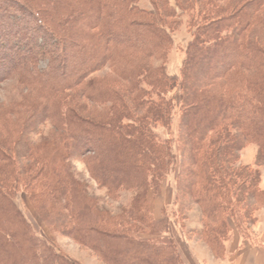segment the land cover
I'll list each match as a JSON object with an SVG mask.
<instances>
[{"label":"trees","instance_id":"obj_1","mask_svg":"<svg viewBox=\"0 0 264 264\" xmlns=\"http://www.w3.org/2000/svg\"><path fill=\"white\" fill-rule=\"evenodd\" d=\"M139 2L0 0V83L13 78L32 96L0 108L8 121H0V264H76L33 232L14 203L19 191L51 230L101 264H182L167 219L154 220L148 201L175 158L155 126L169 127L177 107L179 215L199 209L194 234L215 259L224 258L230 224H256L264 208V0H149L148 10ZM183 16L191 39L178 80L164 66ZM177 87L175 106L167 94ZM44 123L50 132L34 143ZM251 145L255 166L241 165ZM73 160L108 200L132 193L129 205L100 211Z\"/></svg>","mask_w":264,"mask_h":264},{"label":"rangeland","instance_id":"obj_2","mask_svg":"<svg viewBox=\"0 0 264 264\" xmlns=\"http://www.w3.org/2000/svg\"><path fill=\"white\" fill-rule=\"evenodd\" d=\"M139 7L146 10L150 9L151 7L149 5V0H140ZM171 36L173 45L169 53L168 60L164 66V70L168 76L176 77L179 80L180 70L184 59V52L188 42L191 39L189 30L187 29L185 16L181 17L180 26L171 31ZM37 66L38 69H43L45 67V62L40 61ZM107 73L108 71L105 69L94 74L91 76V78H99ZM30 96L31 94L21 89L18 86L16 80L13 78L0 83V108H6L15 102L24 101V99L28 100ZM167 98L175 100V106H178L180 99L179 87H177L170 94H167ZM178 109V107L175 109L169 127L164 128L161 125L155 126V132L159 139L163 142L170 141L172 152L175 158L169 174L162 182L160 193L158 195H154L152 190H150L148 194V201L150 205V214L154 220H159L163 216L165 219H167L168 236L174 241L175 246L176 244H179L181 247V243H183L186 247L188 242H199L197 241L196 235L194 233L198 232L202 228V221L200 211L197 207H192L191 210L185 214V217H182L179 215L177 210L178 208L176 207L175 203V178L178 166V153L176 145L177 126L179 119ZM0 121H2L3 124L8 123L6 118H2ZM10 122L12 123V120H10ZM49 132L50 124L44 123L40 125L38 134L33 136L32 141L34 143L41 142L43 139H46ZM256 152L257 149L255 146H248L240 153V164L254 167ZM71 166L76 179L85 186L89 196L97 200L100 211L108 212L111 215H117L121 208L127 207L129 205L133 196L132 193L122 192L117 201H110L106 197L105 190L98 188L96 184L89 179L84 164L81 161L73 160L71 161ZM263 172L264 169H260L261 175ZM13 200L30 224L33 232L44 241L54 246L56 250L62 252L72 262L76 264H101L91 252L82 249L72 241L51 230L38 216L34 206L30 202L29 197L25 193L22 191L17 192L13 196ZM230 225L232 230L230 235L236 234L243 241L253 240V227L241 225L238 229L232 224Z\"/></svg>","mask_w":264,"mask_h":264},{"label":"crops","instance_id":"obj_3","mask_svg":"<svg viewBox=\"0 0 264 264\" xmlns=\"http://www.w3.org/2000/svg\"><path fill=\"white\" fill-rule=\"evenodd\" d=\"M260 190L264 191V172L260 177ZM252 241H243L231 234L224 245V258L215 259L208 248L199 242H188L186 247L176 244L182 264H264V208L258 212L252 228Z\"/></svg>","mask_w":264,"mask_h":264}]
</instances>
